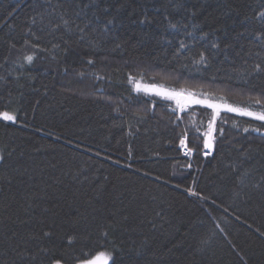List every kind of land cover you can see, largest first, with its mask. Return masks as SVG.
<instances>
[{
  "label": "trees",
  "instance_id": "obj_1",
  "mask_svg": "<svg viewBox=\"0 0 264 264\" xmlns=\"http://www.w3.org/2000/svg\"><path fill=\"white\" fill-rule=\"evenodd\" d=\"M262 12L0 0V264H264V121L143 90L264 113Z\"/></svg>",
  "mask_w": 264,
  "mask_h": 264
},
{
  "label": "snow or ice",
  "instance_id": "obj_2",
  "mask_svg": "<svg viewBox=\"0 0 264 264\" xmlns=\"http://www.w3.org/2000/svg\"><path fill=\"white\" fill-rule=\"evenodd\" d=\"M261 16H264V12L260 13ZM35 22V21H34ZM64 25H68L69 21L68 20H64L63 21ZM59 27V26H58ZM182 47L184 46L183 44L181 45ZM29 62L32 61L33 57L32 56H28L26 58ZM204 58L201 57V60H203ZM136 90L140 91L141 90V85L139 83H136ZM143 90L145 92L148 91H156L157 95H161L166 99H170V100H175L177 107L181 110H183L188 104H206L208 108L214 109V113L212 115V119L209 120L208 122V130L206 132L203 133V135L206 137L205 141H204V147L207 149H211L213 147V133L215 132V123H216V118L219 115V109H220V105L218 104H214V103H210L207 100H200L198 98H196L192 93H187L185 94V92L183 90L176 92V91H165V90H156L155 86H144ZM229 112H240L241 115L244 116H255L256 119L264 121V113L261 114H255L249 111H245L242 109H237V108H232V107H228L227 109ZM0 116H2V118L4 120L7 121H15L16 117L12 114H10L9 112H3L0 113ZM245 131H247V129H245ZM221 134H222V129H221ZM181 145H185L186 143V138L182 139L180 141ZM205 155H208V152L204 153ZM4 157L0 156V160H3ZM189 167H191V165H189ZM101 255H103V253H101ZM55 264H61L60 260H56ZM82 264H94V261H86V262H82Z\"/></svg>",
  "mask_w": 264,
  "mask_h": 264
},
{
  "label": "rangeland",
  "instance_id": "obj_3",
  "mask_svg": "<svg viewBox=\"0 0 264 264\" xmlns=\"http://www.w3.org/2000/svg\"><path fill=\"white\" fill-rule=\"evenodd\" d=\"M165 90L163 88H156V90ZM167 91V90H165ZM156 92V91H155ZM170 92V91H169ZM186 94V93H185ZM220 108H225V109H228V107H224V106H221ZM213 144H214V141H213ZM101 253H103V255H101ZM110 259V253L107 252V251H101L99 252L98 254H96L94 257L90 258V259H87L85 261H81L79 262L78 264H82V262H86V261H94V264H107L108 261ZM55 264V263H54ZM61 264H65L63 262H61Z\"/></svg>",
  "mask_w": 264,
  "mask_h": 264
},
{
  "label": "built area",
  "instance_id": "obj_4",
  "mask_svg": "<svg viewBox=\"0 0 264 264\" xmlns=\"http://www.w3.org/2000/svg\"><path fill=\"white\" fill-rule=\"evenodd\" d=\"M211 150H212V148L211 149H207L206 148V151L205 152L210 153ZM184 153H186V154L189 153L188 149H184Z\"/></svg>",
  "mask_w": 264,
  "mask_h": 264
}]
</instances>
